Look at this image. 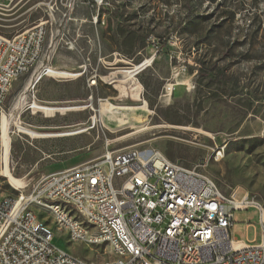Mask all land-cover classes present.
<instances>
[{
	"label": "rangeland",
	"instance_id": "obj_1",
	"mask_svg": "<svg viewBox=\"0 0 264 264\" xmlns=\"http://www.w3.org/2000/svg\"><path fill=\"white\" fill-rule=\"evenodd\" d=\"M86 3L80 0L70 20L60 23L62 0H0V35L48 21L57 33L50 68L80 74L46 75L37 83L40 105L76 108L50 118L17 105L26 78L11 85L4 105L11 175L28 190L40 176L107 150L156 149L208 177L221 193L247 194L264 209V0H104L98 9ZM151 58L123 80L126 70ZM18 118L42 134L85 131L12 135ZM216 147H224L219 162L213 161ZM0 194H17L2 176ZM47 212L35 209L53 231L54 246L106 260L104 246L71 242ZM233 222V239L258 241L255 209L234 212Z\"/></svg>",
	"mask_w": 264,
	"mask_h": 264
},
{
	"label": "built area",
	"instance_id": "obj_2",
	"mask_svg": "<svg viewBox=\"0 0 264 264\" xmlns=\"http://www.w3.org/2000/svg\"><path fill=\"white\" fill-rule=\"evenodd\" d=\"M62 1L60 23H66L80 0ZM86 5L98 9L105 3L87 0ZM47 24L12 37L0 35V177L5 159L8 166L1 139L6 98L11 85L26 78L17 105L34 114L39 104L35 88L48 74L56 47L57 33ZM23 125L18 118L11 134H24L18 126L31 128ZM215 150L213 161L219 162L223 151ZM24 188L14 189V196L0 194V264H91L63 253L52 244L53 231L38 226L35 209H41V199L84 209L94 221L93 246L105 247L107 264H264L262 206L247 194L237 199L236 192L221 193L208 177L171 162L156 149L107 150L96 159L44 174L30 189ZM248 209L258 212L259 239H233V214ZM47 213L58 218L56 227L72 230V238L86 246L84 230L70 226L62 214ZM110 242L124 244L123 261H114L117 253Z\"/></svg>",
	"mask_w": 264,
	"mask_h": 264
},
{
	"label": "bare ground",
	"instance_id": "obj_3",
	"mask_svg": "<svg viewBox=\"0 0 264 264\" xmlns=\"http://www.w3.org/2000/svg\"><path fill=\"white\" fill-rule=\"evenodd\" d=\"M151 62H152V58L149 60H144L140 64L133 65L130 69H128L124 72L123 80H125V79L129 80V79L134 78L135 75H133V73L135 71H137L141 68H145ZM47 76L58 77V78H67V77H78V76H80V74H71L68 72L55 71V70L50 68ZM122 84H125V82H123ZM132 97H134L135 100H138V98H139L137 94H132ZM145 107H146V103L143 104L142 108H145ZM75 109L76 108H73V107L57 108V107H49V106H44V105L38 104L36 109L33 111V113L41 112L44 114V117L50 118V117L55 116V114L62 115L65 112L73 111ZM18 129L22 133L28 135L30 138H33V139H35V138L71 136V135H75V134H78V133L85 131V129H78V130L71 131V132H61V133H55V134L54 133L42 134V133H37L35 131H32V130L25 128V127L18 126ZM8 131H9V122H7L6 117H2L1 118V139H2V143H3L4 151H5V156H7L8 146H9ZM220 150L223 151V157H224V153H225L224 147H221ZM213 159H217V150L213 151ZM1 175L3 178L6 179L7 183L11 187H13L14 189H21L22 188V183L20 184V180L14 178L11 175L9 168L7 166V163H6V159H5V165L3 167ZM20 186H21V188H20ZM40 208H42L48 212H56L57 214H62L64 217H67L68 222L70 223V226H77V230H84V242H85V244L88 246L94 245V236H93L94 221H92V219L90 218L89 215H86L84 213V209H79L76 206H69L67 201H58V200H53V199H41L40 200ZM35 219H36L39 227H43L44 229H50L46 223L42 222L41 220H39L37 218L36 214H35ZM53 219H54L55 223L58 225V218H53ZM59 228L64 230L68 234V238L71 242L83 244L82 239L72 238V230H66V229L61 228V227H59ZM110 249H111L112 253H117V254H114V261H123V256H125V249H124L123 243H121V242H110ZM62 251H63V253H67V252H65V250H62ZM79 258H80V260H87V259H83L81 257H79ZM91 264H107V259L105 260V258H104V261L101 263L91 261Z\"/></svg>",
	"mask_w": 264,
	"mask_h": 264
},
{
	"label": "water",
	"instance_id": "obj_4",
	"mask_svg": "<svg viewBox=\"0 0 264 264\" xmlns=\"http://www.w3.org/2000/svg\"><path fill=\"white\" fill-rule=\"evenodd\" d=\"M144 68H141L133 73V75H137L139 72H141Z\"/></svg>",
	"mask_w": 264,
	"mask_h": 264
}]
</instances>
